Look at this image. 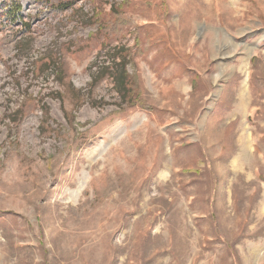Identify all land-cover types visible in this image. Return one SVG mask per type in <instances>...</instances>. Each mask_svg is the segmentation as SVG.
Masks as SVG:
<instances>
[{
	"label": "rangeland",
	"instance_id": "374dc122",
	"mask_svg": "<svg viewBox=\"0 0 264 264\" xmlns=\"http://www.w3.org/2000/svg\"><path fill=\"white\" fill-rule=\"evenodd\" d=\"M0 264H264V0H0Z\"/></svg>",
	"mask_w": 264,
	"mask_h": 264
},
{
	"label": "trees",
	"instance_id": "16d2710c",
	"mask_svg": "<svg viewBox=\"0 0 264 264\" xmlns=\"http://www.w3.org/2000/svg\"><path fill=\"white\" fill-rule=\"evenodd\" d=\"M10 6V14L13 17H16V15L20 12L21 7L16 4H9ZM122 57V58H121ZM112 59L114 62L118 59H120L119 63L117 64L118 69V75L113 79L114 81V90L115 92L121 97V98H127L131 96V90L129 86V73L127 71L128 67V60L127 57L123 56H112Z\"/></svg>",
	"mask_w": 264,
	"mask_h": 264
},
{
	"label": "bare ground",
	"instance_id": "6f19581e",
	"mask_svg": "<svg viewBox=\"0 0 264 264\" xmlns=\"http://www.w3.org/2000/svg\"><path fill=\"white\" fill-rule=\"evenodd\" d=\"M239 47V45H232V46H230V48L232 49V50H230V51H228L227 52V54H225L222 58H225V57H230V55H232V54H234L235 53V50L237 49ZM222 56V55H221ZM241 98V97H240ZM245 141H243V143H244ZM246 143V142H245ZM245 153H247V149L245 150L244 149V151H243V154H245ZM248 154V153H247ZM246 155V154H245Z\"/></svg>",
	"mask_w": 264,
	"mask_h": 264
}]
</instances>
